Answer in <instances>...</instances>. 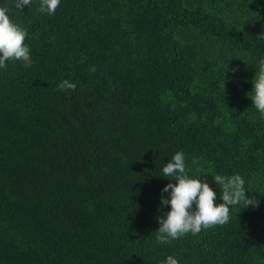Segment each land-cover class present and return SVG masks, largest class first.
<instances>
[{
  "label": "trees",
  "instance_id": "trees-1",
  "mask_svg": "<svg viewBox=\"0 0 264 264\" xmlns=\"http://www.w3.org/2000/svg\"><path fill=\"white\" fill-rule=\"evenodd\" d=\"M39 2L0 0L32 58L0 68V264H264V119L247 95L264 0ZM178 150L187 170L242 174L257 203L160 244Z\"/></svg>",
  "mask_w": 264,
  "mask_h": 264
},
{
  "label": "clouds",
  "instance_id": "clouds-1",
  "mask_svg": "<svg viewBox=\"0 0 264 264\" xmlns=\"http://www.w3.org/2000/svg\"><path fill=\"white\" fill-rule=\"evenodd\" d=\"M31 2L32 0H14V5L23 10ZM60 3L61 0H40L38 10L52 15ZM27 35L26 30L11 19L9 8L0 7V68H4L11 60L22 61L25 67L31 66V49L25 43ZM254 70L252 88L247 95L259 117L264 119V56L257 59ZM57 87L63 90L74 88L75 84L63 80ZM162 173L160 176L168 178L169 182L161 189L158 209L161 215L157 216L159 227L154 231L155 241L160 244L170 243L189 233L195 236L202 229L224 224L228 222L230 211L236 206L245 205L248 208L257 203V200L247 195L246 180L242 174H222L199 168L187 170L182 150L176 151L164 164ZM208 173L215 182V188L208 179L200 178L202 174ZM217 188L219 193L215 190ZM159 264H180V261L169 254Z\"/></svg>",
  "mask_w": 264,
  "mask_h": 264
}]
</instances>
